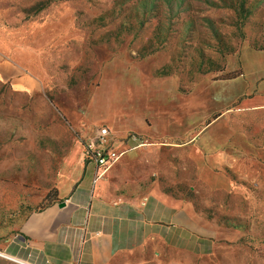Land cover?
Instances as JSON below:
<instances>
[{
	"label": "rangeland",
	"instance_id": "374dc122",
	"mask_svg": "<svg viewBox=\"0 0 264 264\" xmlns=\"http://www.w3.org/2000/svg\"><path fill=\"white\" fill-rule=\"evenodd\" d=\"M253 53H264V0H0V72L9 63L41 87L17 94L13 77L0 79V229L15 232L19 217L38 211L45 198L38 205L35 198L50 189V168L59 159L49 149L64 135L49 125L56 110L90 111L105 86L120 81L122 88L125 80L137 84L148 76L168 80L135 92L133 101L131 93L102 90L105 116L94 112L92 120L110 124L120 114L129 125L126 106H133L132 116L161 125L178 113L209 115L230 102L207 122L223 114L233 122L240 159L230 190H196L210 220L203 225L215 236L213 254L201 262L264 264V94L256 85L245 87L241 57ZM256 67L250 61V69ZM237 78L242 82H229ZM201 117L176 125L171 135L197 137ZM36 118H45L57 138L37 130ZM141 140L143 147L157 146Z\"/></svg>",
	"mask_w": 264,
	"mask_h": 264
},
{
	"label": "crops",
	"instance_id": "0c3cea01",
	"mask_svg": "<svg viewBox=\"0 0 264 264\" xmlns=\"http://www.w3.org/2000/svg\"><path fill=\"white\" fill-rule=\"evenodd\" d=\"M241 57L243 77L248 81L245 87L256 85L263 95L264 53ZM250 61L256 62L255 70L250 69ZM5 67L0 79L4 83L13 77L11 90L24 95L35 94L34 88L41 91L24 70H13L9 63ZM167 80L145 76L137 84L125 80L122 88L116 81L113 87L107 85L99 93L104 89H109L111 95L125 91L132 94L133 101L135 92L162 87ZM229 82L241 83L242 79ZM99 93L90 111L65 112L52 107L58 117L49 120V125L64 131L56 139L57 146L49 149L50 157L59 159V164L53 162L50 189L42 190L34 204L48 196L47 189L57 191V200L44 210L21 215L15 232L0 229V264H202L204 256L213 254L211 243L215 236L203 225L210 220L202 212L196 190L199 185L211 192L230 190L234 184L232 172L240 159L231 133L233 122L225 120L224 114L210 123L207 120L230 102L209 115L175 113L179 116L171 115L161 125L147 116H132L134 107L126 106L129 125H122L120 114L113 122L108 121L110 125L105 120H92L94 112H98L99 119L105 116ZM200 116L203 125L197 137L171 135L176 125L180 127ZM34 125L39 131L43 128L50 138H57L53 129L46 128L49 125L45 118H36ZM102 128L108 129L110 146L124 155L103 179L94 183L97 167L85 154V148ZM131 133L156 143L158 148H134L135 143L126 138ZM185 189L193 193L183 195Z\"/></svg>",
	"mask_w": 264,
	"mask_h": 264
},
{
	"label": "built area",
	"instance_id": "2783aa9c",
	"mask_svg": "<svg viewBox=\"0 0 264 264\" xmlns=\"http://www.w3.org/2000/svg\"><path fill=\"white\" fill-rule=\"evenodd\" d=\"M108 135V129L102 128L100 135L91 140L85 148V154L97 167L94 183L103 179L107 170L124 155L123 151L116 150L108 144ZM129 139L135 143L134 148L146 145L137 135H132Z\"/></svg>",
	"mask_w": 264,
	"mask_h": 264
},
{
	"label": "trees",
	"instance_id": "16d2710c",
	"mask_svg": "<svg viewBox=\"0 0 264 264\" xmlns=\"http://www.w3.org/2000/svg\"><path fill=\"white\" fill-rule=\"evenodd\" d=\"M51 192L54 193V196L53 198L51 199V202H48L49 198H50V195L51 193H49V195L44 199L43 203L39 206L38 210H44L45 208H47L48 206H50V204L53 202V201H56L57 200V191L55 189L51 190Z\"/></svg>",
	"mask_w": 264,
	"mask_h": 264
},
{
	"label": "water",
	"instance_id": "95a60500",
	"mask_svg": "<svg viewBox=\"0 0 264 264\" xmlns=\"http://www.w3.org/2000/svg\"><path fill=\"white\" fill-rule=\"evenodd\" d=\"M60 206H61V207H64V204L62 203Z\"/></svg>",
	"mask_w": 264,
	"mask_h": 264
}]
</instances>
